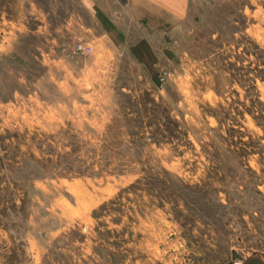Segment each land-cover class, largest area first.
I'll return each instance as SVG.
<instances>
[{
	"label": "rangeland",
	"instance_id": "obj_1",
	"mask_svg": "<svg viewBox=\"0 0 264 264\" xmlns=\"http://www.w3.org/2000/svg\"><path fill=\"white\" fill-rule=\"evenodd\" d=\"M0 1V264L264 257V0H191L147 63Z\"/></svg>",
	"mask_w": 264,
	"mask_h": 264
},
{
	"label": "crops",
	"instance_id": "obj_2",
	"mask_svg": "<svg viewBox=\"0 0 264 264\" xmlns=\"http://www.w3.org/2000/svg\"><path fill=\"white\" fill-rule=\"evenodd\" d=\"M79 5L77 31L90 30L98 46L128 52L146 63L177 58L176 50L166 45L171 43L157 37L170 35L187 20L192 7L191 0H80ZM241 264H264V257L255 255Z\"/></svg>",
	"mask_w": 264,
	"mask_h": 264
},
{
	"label": "built area",
	"instance_id": "obj_3",
	"mask_svg": "<svg viewBox=\"0 0 264 264\" xmlns=\"http://www.w3.org/2000/svg\"><path fill=\"white\" fill-rule=\"evenodd\" d=\"M79 48H81V46H79Z\"/></svg>",
	"mask_w": 264,
	"mask_h": 264
}]
</instances>
